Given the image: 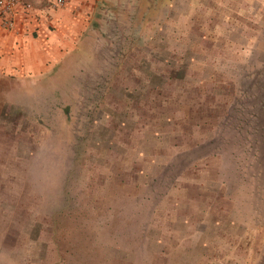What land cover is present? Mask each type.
Wrapping results in <instances>:
<instances>
[{
	"label": "rangeland",
	"instance_id": "374dc122",
	"mask_svg": "<svg viewBox=\"0 0 264 264\" xmlns=\"http://www.w3.org/2000/svg\"><path fill=\"white\" fill-rule=\"evenodd\" d=\"M81 50L72 107L32 126L29 180L64 183L66 227L16 255L187 264L193 240L191 264H264V0H100Z\"/></svg>",
	"mask_w": 264,
	"mask_h": 264
},
{
	"label": "crops",
	"instance_id": "0c3cea01",
	"mask_svg": "<svg viewBox=\"0 0 264 264\" xmlns=\"http://www.w3.org/2000/svg\"><path fill=\"white\" fill-rule=\"evenodd\" d=\"M99 6L100 0H68L58 8L51 7L49 0H21L13 29L6 28L0 16V264H33L32 257L23 263L16 253L33 249L34 235L49 240L50 235L62 234L60 225L66 227L64 183L55 182L52 187L59 195L50 197L49 184L38 191L29 180L34 156L49 149L48 131L43 139L36 138L32 126L45 123L42 115L49 107H72L66 104L67 93H80L81 86L75 82L81 73L78 60ZM50 149L57 155L64 153L58 144ZM64 168L61 165L60 170ZM19 172L26 173L24 180H18ZM77 216L68 214L70 220ZM184 220L185 235L193 239L197 231H190L191 221ZM176 230L180 229L172 228L180 233ZM261 243L264 248V239ZM192 244L193 240L185 249L187 264L193 262ZM255 258L249 263L259 264Z\"/></svg>",
	"mask_w": 264,
	"mask_h": 264
},
{
	"label": "built area",
	"instance_id": "2783aa9c",
	"mask_svg": "<svg viewBox=\"0 0 264 264\" xmlns=\"http://www.w3.org/2000/svg\"><path fill=\"white\" fill-rule=\"evenodd\" d=\"M51 7L58 8L64 6L68 0H49ZM21 0H0V16L3 25L8 29H13L16 25ZM27 8H31V3H26Z\"/></svg>",
	"mask_w": 264,
	"mask_h": 264
}]
</instances>
